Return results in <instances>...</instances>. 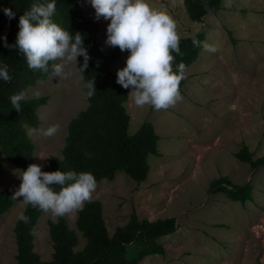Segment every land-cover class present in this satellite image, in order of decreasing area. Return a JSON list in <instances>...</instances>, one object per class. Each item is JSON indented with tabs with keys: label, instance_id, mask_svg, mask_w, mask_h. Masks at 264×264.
Segmentation results:
<instances>
[{
	"label": "rangeland",
	"instance_id": "rangeland-1",
	"mask_svg": "<svg viewBox=\"0 0 264 264\" xmlns=\"http://www.w3.org/2000/svg\"><path fill=\"white\" fill-rule=\"evenodd\" d=\"M77 1L86 18L100 24L107 53L110 20L97 21L90 0ZM149 3L177 21L180 39L205 31L204 50L186 70L182 99L174 106L159 111L138 108L130 97L125 105L130 135L148 121L160 137V156L149 158L147 180L138 184L118 173L113 181L97 183L91 201L101 202L111 237L133 213L139 220L176 219L175 233L159 239L165 254L149 256L140 264H264V167L253 168L237 158L244 146L253 160L264 156V0H222L219 10L199 23L190 19L184 0ZM126 59L124 51L112 70L125 67ZM78 68L77 58V65L65 69L72 73L67 79L49 76L25 92L27 99L49 97L38 110L39 127H27L36 148L34 164L42 165V171L51 157L62 158L68 124L89 105ZM52 125L60 126L53 137L39 131ZM0 159L5 168L0 191H17L22 171L1 152ZM223 177L235 186L252 184L253 200L242 205L211 191L212 182ZM22 200L0 217V264H17L14 228L26 207ZM62 217L79 235L76 250H82L86 241L76 228L78 212ZM59 218L44 212L34 230L35 252L44 262L54 253L48 222Z\"/></svg>",
	"mask_w": 264,
	"mask_h": 264
},
{
	"label": "trees",
	"instance_id": "trees-1",
	"mask_svg": "<svg viewBox=\"0 0 264 264\" xmlns=\"http://www.w3.org/2000/svg\"><path fill=\"white\" fill-rule=\"evenodd\" d=\"M52 0H0V65L7 64L11 82L0 79V152L21 171L34 164L35 145L27 135V127L38 128L39 108L49 102L48 96L26 99L21 102V112H17L10 97L26 92L39 81H47L49 75L42 71L30 70L26 58L15 48L19 32V18L30 11L33 4H47ZM56 12L51 18L74 37L81 33L83 46L88 50V68L82 74V85L95 79L96 92L87 96L88 107L68 124V135L62 158L51 157L45 171L89 172L97 183L113 181L118 173H125L138 184L144 183L150 173V157H159V141L153 123L146 121L139 131L129 134L131 118L126 108L129 89L117 84V73L113 65L120 59L122 51L110 47L103 52V40L99 37L100 24L88 20L77 0H55ZM222 0H184L190 19L199 23L212 12L221 7ZM4 8H11L16 13L9 20ZM207 33L197 34L180 39L182 55L175 56L173 70L177 71L179 63L186 65V70L197 61L204 50ZM7 37L5 47L3 37ZM195 42V43H194ZM130 53L126 51L128 57ZM79 68L84 58L78 57ZM187 78L180 83V94L183 93ZM87 95L88 89L83 86ZM237 158L250 163L253 168L264 167V156L253 160V154L244 146ZM5 173L4 163L0 159V178ZM57 191L59 188L57 187ZM211 191L225 194L232 202L245 205L253 200L254 187L232 185L228 177L212 182ZM15 190L7 188L0 191V217L6 214L15 204L11 197ZM24 215L29 222L18 219L14 232L17 244V264H140L145 258L164 255L165 249L159 239L175 233V218L156 221L139 220L133 213L129 222L117 227L111 237L103 217V207L99 201L87 202L78 212L76 228L85 239L82 250L79 235L71 229L66 218L60 217L57 222L49 221V233L54 253L51 261L44 262L35 252L34 230L44 214L39 208L26 205Z\"/></svg>",
	"mask_w": 264,
	"mask_h": 264
},
{
	"label": "clouds",
	"instance_id": "clouds-1",
	"mask_svg": "<svg viewBox=\"0 0 264 264\" xmlns=\"http://www.w3.org/2000/svg\"><path fill=\"white\" fill-rule=\"evenodd\" d=\"M90 3L95 9L97 21L101 18L110 20L106 44L130 53L126 66L117 72L116 82L124 89L131 88L128 96L135 106H150L159 111L167 110L180 101L179 86L186 78V65L181 62L177 71L173 70V53L182 55L177 21L167 12L154 8L149 0H90ZM3 11L9 20L15 18L16 13L11 8H4ZM55 12V0L47 4H33L30 11L19 18L14 47L26 58L30 70H39L51 78L58 76L62 80L72 75L65 69L72 63L77 65V58L81 56L84 62L78 69L84 73L91 57L83 46L81 33L76 32L73 37L51 19ZM3 40L5 47H13L8 45L6 36ZM207 50L215 51L214 48ZM0 79L4 82L12 80L7 64L0 65ZM83 86L88 89V97H92L97 90L95 79ZM26 99L24 92L10 97L17 112H21V102ZM59 130V125H52L39 131L45 137H53ZM19 177L22 183L11 198L17 200L22 197L23 204L50 212L53 218L74 215L83 210L97 189L92 173L42 171L39 164H30ZM19 219L28 223L30 218L21 213Z\"/></svg>",
	"mask_w": 264,
	"mask_h": 264
}]
</instances>
